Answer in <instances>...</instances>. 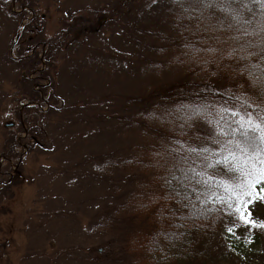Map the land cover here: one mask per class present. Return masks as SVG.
Listing matches in <instances>:
<instances>
[{"label": "rangeland", "instance_id": "374dc122", "mask_svg": "<svg viewBox=\"0 0 264 264\" xmlns=\"http://www.w3.org/2000/svg\"><path fill=\"white\" fill-rule=\"evenodd\" d=\"M170 11L171 0H0V173L23 176L0 193V264H135L127 235L151 217L117 221L137 177L115 163L147 140L142 102L126 101L185 74L156 49ZM85 17L96 31L76 39ZM248 206L246 224L264 223V203Z\"/></svg>", "mask_w": 264, "mask_h": 264}, {"label": "trees", "instance_id": "16d2710c", "mask_svg": "<svg viewBox=\"0 0 264 264\" xmlns=\"http://www.w3.org/2000/svg\"><path fill=\"white\" fill-rule=\"evenodd\" d=\"M86 18L76 23V39L96 31ZM168 23L173 31L160 37L163 46L156 49L172 55L170 63L181 64L185 74L168 88H150L137 102L136 97L126 101L128 107L142 102L137 114L147 140L115 163L137 177L115 216L137 224L149 215L151 225L141 221L128 233L124 249L135 264H264V223L246 224L237 211L243 206L226 190L239 193L236 186L248 179L230 170L235 162L229 153L239 156L237 142L264 149V133L245 137L240 130L248 128L249 119L264 124V0H171ZM35 57L36 52L28 60L32 66L38 65ZM203 124L215 134L197 133ZM248 155L264 158L255 149ZM225 157L229 163L222 162ZM246 167L252 171L251 164ZM2 177L4 194L11 184L5 179L23 178L14 172ZM261 188L258 183L245 189L252 192L243 197L246 211L250 200L264 203Z\"/></svg>", "mask_w": 264, "mask_h": 264}, {"label": "snow or ice", "instance_id": "6c2138e0", "mask_svg": "<svg viewBox=\"0 0 264 264\" xmlns=\"http://www.w3.org/2000/svg\"><path fill=\"white\" fill-rule=\"evenodd\" d=\"M248 128L244 129L241 126V132L245 137L248 136L250 132H262L264 133V124L261 123H254L251 119L247 120ZM261 140H264V135H261ZM237 147L239 148V156L236 153H229V156L232 158V162H235V167L231 168V171H238L241 173L242 176L247 177L246 183H241L237 185L241 191L239 193L235 192L234 188H226V190L233 191V194L236 195L238 204L242 205L243 207H238L237 211L240 213V218L245 220L248 223H252V221L248 220V217L244 214L246 211V204L247 201L243 199V197L252 195L251 191H247L245 189H252L255 187L256 184H264V167H257L256 163L253 160H257L260 165H264V158H260L258 155L257 157H252L248 155L251 149H255L257 153H264V149H261L259 145H256L250 141H239L237 142ZM191 151H196L192 149ZM204 151H207L205 149ZM223 163H229L228 157H225L222 161ZM251 164L252 171H248L246 165ZM261 191H264V188H261Z\"/></svg>", "mask_w": 264, "mask_h": 264}]
</instances>
